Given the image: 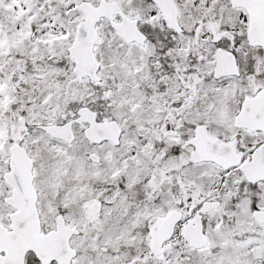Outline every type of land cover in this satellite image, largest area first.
<instances>
[{
	"label": "snow or ice",
	"instance_id": "6c2138e0",
	"mask_svg": "<svg viewBox=\"0 0 264 264\" xmlns=\"http://www.w3.org/2000/svg\"><path fill=\"white\" fill-rule=\"evenodd\" d=\"M0 264H264V0H0Z\"/></svg>",
	"mask_w": 264,
	"mask_h": 264
}]
</instances>
